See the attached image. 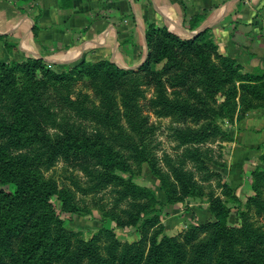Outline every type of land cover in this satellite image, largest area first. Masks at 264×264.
<instances>
[{
  "label": "trees",
  "instance_id": "16d2710c",
  "mask_svg": "<svg viewBox=\"0 0 264 264\" xmlns=\"http://www.w3.org/2000/svg\"><path fill=\"white\" fill-rule=\"evenodd\" d=\"M58 3L74 8V0ZM202 18H191L190 29ZM38 31L36 23L34 36ZM0 38L12 45L6 35ZM145 39L147 58L137 68L101 59L59 72L41 57L0 64V264H264V229L244 211L231 226L232 208L213 192L212 220L190 225L182 239L159 225L162 206L204 196L202 182L215 178L224 197L239 201L210 166L227 163L209 143L233 142L226 123L264 107V70L244 71L220 51L209 29L184 37L149 23ZM147 88L154 89L151 97ZM149 113L172 119L175 154H159V125ZM59 161L78 167L89 190L111 187L114 205L127 201L121 214L106 216L118 227L137 228L139 239L122 243L107 227L85 239L69 228L53 197L62 213L80 214L79 205L45 176ZM141 165L158 178L165 201L135 181ZM252 189L247 205L263 212L264 169L253 171Z\"/></svg>",
  "mask_w": 264,
  "mask_h": 264
},
{
  "label": "crops",
  "instance_id": "0c3cea01",
  "mask_svg": "<svg viewBox=\"0 0 264 264\" xmlns=\"http://www.w3.org/2000/svg\"><path fill=\"white\" fill-rule=\"evenodd\" d=\"M58 4L0 0V35L12 44L7 47L0 38V63L41 57L63 69L85 58H105L135 67L147 57L145 31L155 23L184 37L209 29L220 51L246 71L264 69V0H74L68 10ZM200 14L196 29H190V19ZM259 119L262 127L255 122L256 128L248 124L245 131L233 132V162L226 175L238 185L241 165L264 144V113Z\"/></svg>",
  "mask_w": 264,
  "mask_h": 264
},
{
  "label": "rangeland",
  "instance_id": "374dc122",
  "mask_svg": "<svg viewBox=\"0 0 264 264\" xmlns=\"http://www.w3.org/2000/svg\"><path fill=\"white\" fill-rule=\"evenodd\" d=\"M83 60L97 61L101 59L85 58ZM45 62L51 68L59 72H64L69 67L76 65H69L63 69H55L47 61ZM138 66L130 68H137ZM161 66L162 65H159V68ZM243 70L246 71L244 67ZM262 70L264 69L247 72H256ZM146 90V96L151 97L154 93V89L147 88ZM169 91H171L170 88ZM83 92L91 94L93 93V90L84 88ZM263 113L264 107H260L255 110L246 112L241 120L236 119L233 124L227 122L226 125H229L230 133L232 135L235 131H245L248 124L251 127L256 128L255 125L257 124H255V122L259 123V117L262 116ZM149 114L151 117V122L159 125V129L157 130L156 135L157 141L161 143V150H159V154H162V151H166L170 154H175V152H177V141L169 136V125H171L172 119L170 117L159 118L153 113ZM256 116L258 117L256 118ZM253 118H256L255 121H252L254 120ZM259 126L262 127L263 124L259 123ZM251 127L250 130H252ZM262 145L263 143H261L259 146ZM209 146L213 148L215 158L218 159L219 157L220 161L227 163V166L223 168L211 163L210 166L213 170L219 171L221 172V174H223L222 181L227 182L231 186L233 193H235L239 197V201H235L231 197H224L222 194V189L218 187L219 183L217 180L219 178H215L207 182H202L205 191L204 196L186 197L183 202L175 204L169 203L162 206V216L159 225H161L169 235L177 236L179 239H182L184 230L189 228L190 225L206 223L212 220L213 216L210 211L209 198L210 194L213 192L215 193V195L222 196L224 200L227 201L228 205L232 208V213L229 218V224L231 226H235L240 222V211H244L246 212L247 216H249V220L253 222V225L255 227H261L264 229V211L261 212L255 207L247 205L248 197L254 194V191L252 189L253 171L258 168L264 169V160L260 158V156L264 153V148H259L258 146L259 153H257V155L253 156L251 159H247L244 164L241 165L240 171L242 177L240 178L241 183L238 185L234 181H230V178H233L232 176H230L229 178V176L227 177L226 175L228 173V170H226V168L233 162L231 151L235 146V138L233 142L220 141L219 139H217L214 142H210ZM219 154L222 155L218 156ZM45 176L48 178H54L60 188L64 187L65 189H68L73 193L74 198L79 205L80 214L69 215L66 213H62L60 210L61 200L58 198V196H54L53 199L56 203L55 205L57 211L61 214V216H68L66 217L69 218V220H67L68 227L75 231L82 232L81 235L85 239H89L90 237H92L93 234L102 227L113 229L117 238L122 243H132L139 239V231L137 230V228L131 226L118 227L116 225V222L112 220L111 217L106 216L107 213L121 214L123 209L129 208L127 201L120 202L117 206L114 205L115 193H112L111 187L103 188L100 190H89L88 187L91 185V183L84 176L83 172H81L79 168L75 167L73 164H67L63 161L57 162L51 169L45 171ZM134 177L135 181L138 184L148 186L156 192L161 201H165L166 195L164 190L160 188L158 178L146 165H141L140 168L137 169Z\"/></svg>",
  "mask_w": 264,
  "mask_h": 264
},
{
  "label": "water",
  "instance_id": "95a60500",
  "mask_svg": "<svg viewBox=\"0 0 264 264\" xmlns=\"http://www.w3.org/2000/svg\"><path fill=\"white\" fill-rule=\"evenodd\" d=\"M199 32H201V31L194 32V33L190 34L189 36H192V35H194V34H196V33H199Z\"/></svg>",
  "mask_w": 264,
  "mask_h": 264
}]
</instances>
